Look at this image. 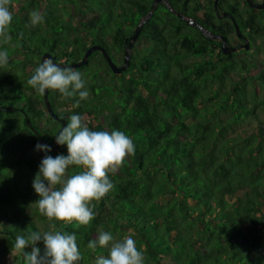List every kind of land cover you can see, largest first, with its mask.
Listing matches in <instances>:
<instances>
[{"label": "trees", "instance_id": "trees-1", "mask_svg": "<svg viewBox=\"0 0 264 264\" xmlns=\"http://www.w3.org/2000/svg\"><path fill=\"white\" fill-rule=\"evenodd\" d=\"M214 1L159 0L149 15L154 0H11L10 39L0 42L9 57L0 66V264H26L13 247L15 237L50 227L76 233L79 264L108 254L88 247L101 230L116 239L132 235L146 264H264V120L256 116L264 95L255 85L264 88V67L260 75L244 74L248 57H239L238 49L224 53L221 40L228 47L233 37L247 42L246 55L264 50V8ZM34 9L45 13L37 25L30 23ZM144 16L124 71L114 74L100 51L74 68L89 90L78 107L72 106L76 98L48 89L66 124L80 114L90 129L121 130L136 146L109 173L113 188L90 201L96 215L89 224L49 220L32 188L44 155L34 145L53 144L62 124L28 78L44 52L74 62L92 44L122 64ZM57 154H66L65 146L49 153ZM80 170L69 166L67 174Z\"/></svg>", "mask_w": 264, "mask_h": 264}, {"label": "clouds", "instance_id": "clouds-1", "mask_svg": "<svg viewBox=\"0 0 264 264\" xmlns=\"http://www.w3.org/2000/svg\"><path fill=\"white\" fill-rule=\"evenodd\" d=\"M14 10L11 0H0V42L10 39L8 27ZM44 17L43 11L34 9L30 23L40 24ZM8 60V53L0 50V66ZM27 83L40 93L53 89L63 97L76 98L73 108L89 97L83 74L70 66L61 67L51 58L39 63ZM55 143L65 146L66 154L52 156L49 155L51 145L41 142L34 145V150L44 153L32 180V188L39 197L36 203L49 220L87 225L96 215L90 201L100 200L113 188L109 173L117 172L125 158L135 154L136 146L121 130L90 129L76 113L57 131ZM73 165L81 170L68 175L67 170ZM38 242H42V250ZM13 247L26 264H79L82 259L74 232L30 231L26 235L18 234ZM88 247L108 249L106 256L96 257L95 264H146L144 252L137 247L132 235L116 239L112 232L101 230L89 241ZM27 248L30 251H26Z\"/></svg>", "mask_w": 264, "mask_h": 264}, {"label": "water", "instance_id": "water-1", "mask_svg": "<svg viewBox=\"0 0 264 264\" xmlns=\"http://www.w3.org/2000/svg\"><path fill=\"white\" fill-rule=\"evenodd\" d=\"M159 1V0H154L153 2V5L151 7V9L149 10V15L153 12L154 8H155V4L156 2ZM217 3V0L214 1V5H216ZM246 3L249 7L251 8H256V9H263L264 8V0H262L261 2H257L255 0H246ZM148 15V16H149ZM223 15H228L226 12H223ZM148 16H144L140 19V21L138 22L136 28H135V32L132 34L131 36V39L130 41L128 42L127 46H126V49L124 51V57H123V63L118 65L116 64L110 57V55L107 54L106 50L101 46V45H96V44H92L90 45L86 50L85 52L83 53L82 57L80 60L78 61H74V62H63V61H56L53 57L52 54H50L49 52H44L40 58V63L42 62V60L44 58H51L54 60V62L58 65H60L61 67H65V66H70L72 69L74 68H78V67H81L82 65L86 64L87 63V59L88 57L94 52V51H100L103 55V57L105 58L106 60V63L108 65V67L110 68V70L114 73V74H118L120 73L121 71H124L130 64V59H131V48L134 44V42L136 41L138 35H139V32H140V29H141V26L142 24L147 20ZM182 17V16H181ZM188 22H191V24H193L194 26L198 27L204 34L208 35L209 37H212L213 39L215 40H218V39H221L220 36L218 35H213L209 30L205 29L203 26H201L198 22L196 21H193V20H188ZM234 23V26H235V29H236V33H237V36L238 37H243L241 32H240V28H239V25L237 23ZM222 51L224 53H229L231 50L232 51H235L237 48L236 47H228L226 46V42L224 39H222ZM243 47L245 49H247L249 47V44L247 42H244L243 44ZM43 100H44V104H45V107L47 109V112L49 113L50 117L51 118H54V119H58V116L57 114L54 112V110L52 109V106L50 104V101H49V98H48V89H46L44 92H43ZM7 110H11L12 108L11 107H7L6 108ZM26 123L30 126V128L33 130V132L35 134H38V132L36 131V129H34L32 127V125H30V120L27 118L26 119ZM62 125L61 127L65 126L66 125V122L64 120H62ZM60 127V128H61ZM59 128V129H60ZM57 133V132H56ZM50 145V144H49ZM51 148H52V151H59V145H57L54 141V143L51 145Z\"/></svg>", "mask_w": 264, "mask_h": 264}, {"label": "rangeland", "instance_id": "rangeland-1", "mask_svg": "<svg viewBox=\"0 0 264 264\" xmlns=\"http://www.w3.org/2000/svg\"><path fill=\"white\" fill-rule=\"evenodd\" d=\"M259 1V0H258ZM231 40L233 41V43H236V42H238V40L237 39H235L234 37L233 38H231ZM256 42L257 43H259L260 41H259V39H258V41L256 40ZM250 49V48H249ZM252 51H250L249 52V54L248 55H246L242 50H240L239 51V57H243V56H245L246 58L248 57V60L246 59V61H247V64H252V66H247V68L250 70L249 72L248 71H246L244 68L242 69L243 70V73L244 74H246V75H251V76H257V75H260V74H262L261 72L260 73H258L260 70H261V68H262V66L264 67V50H256V49H251ZM75 71H76V69H74ZM238 70L236 69V72H237ZM248 72V73H247ZM260 83V82H259ZM259 83L257 84V83H255V85L258 87V89H259V91H258V94L259 95H264V88L263 87H261L260 85H259ZM256 112H257V118H259V119H261V120H264V109L262 108V107H260V108H258L257 110H256ZM246 123V122H245ZM241 124L240 126H239V128H238V131H242L243 130V128H245L246 127V124ZM31 206V205H30ZM30 210V208H28V211ZM49 230H53V228L52 227H50V229Z\"/></svg>", "mask_w": 264, "mask_h": 264}, {"label": "flooded vegetation", "instance_id": "flooded-vegetation-1", "mask_svg": "<svg viewBox=\"0 0 264 264\" xmlns=\"http://www.w3.org/2000/svg\"><path fill=\"white\" fill-rule=\"evenodd\" d=\"M242 43L241 42H236L235 44H233V46H235V47H237V49H238V52L241 50V48H242ZM56 120H58L60 123L62 122V119L61 118H59L58 117V119H56ZM62 124V123H61ZM38 136H39V134H37ZM50 145H52V144H50ZM60 146V145H59Z\"/></svg>", "mask_w": 264, "mask_h": 264}]
</instances>
